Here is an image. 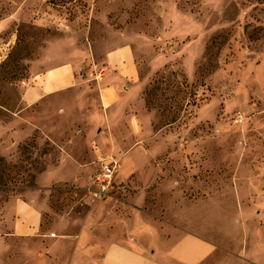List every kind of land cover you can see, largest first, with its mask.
Instances as JSON below:
<instances>
[{
  "label": "rangeland",
  "instance_id": "374dc122",
  "mask_svg": "<svg viewBox=\"0 0 264 264\" xmlns=\"http://www.w3.org/2000/svg\"><path fill=\"white\" fill-rule=\"evenodd\" d=\"M105 35L129 40L139 69L144 124L118 153L140 146L151 159L126 162L125 153L94 141L80 149L89 156L80 157L79 176L38 185L45 163L57 159L49 139L65 142L52 129L66 122L59 113L43 119L42 106L26 108L20 85L51 44L69 42L87 59L89 39ZM83 126H72L81 142ZM41 128L51 129L49 138ZM98 149L117 161L118 173L175 169L180 185L186 172L194 183L180 191L226 197L232 219L240 220L234 203L242 205L244 225L214 223L213 237L244 240L249 251L256 244L264 256V0H0V241L29 206L77 216L101 203L85 195ZM50 224L45 216L44 231Z\"/></svg>",
  "mask_w": 264,
  "mask_h": 264
},
{
  "label": "crops",
  "instance_id": "0c3cea01",
  "mask_svg": "<svg viewBox=\"0 0 264 264\" xmlns=\"http://www.w3.org/2000/svg\"><path fill=\"white\" fill-rule=\"evenodd\" d=\"M70 45L48 46L31 62L29 78L20 85L26 108L42 106L43 119L59 113L66 122L52 129L65 142L49 139L57 159L55 166L45 163L38 185L79 176L84 171L80 157L89 156L80 149L94 141L111 146L119 158L125 153L126 162L133 155L151 159L140 146L118 153L138 139L144 124L139 69L129 40L120 35L90 38L87 59L72 53ZM82 89L94 93L97 102L82 96ZM73 124L84 125V142L75 135ZM50 130L40 132L48 137ZM104 156L99 149L92 153L95 160ZM65 166L67 172L60 173ZM185 173L178 177L183 180L180 185L175 169L117 173L110 199L91 205L82 215L58 214L47 205L29 206L18 214L11 236L0 241V264H264L256 244L249 251L244 240L240 244L213 237L214 223L221 221L227 228L244 225L242 205L234 203L240 217L235 220L226 197L195 199L187 190L181 192L183 183L186 189L194 183ZM45 216L51 218L49 231L42 228Z\"/></svg>",
  "mask_w": 264,
  "mask_h": 264
},
{
  "label": "built area",
  "instance_id": "2783aa9c",
  "mask_svg": "<svg viewBox=\"0 0 264 264\" xmlns=\"http://www.w3.org/2000/svg\"><path fill=\"white\" fill-rule=\"evenodd\" d=\"M118 173L117 161L112 156H104L96 161V170L92 175L85 195L91 201H106L110 199L115 188V178Z\"/></svg>",
  "mask_w": 264,
  "mask_h": 264
}]
</instances>
